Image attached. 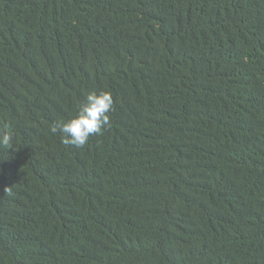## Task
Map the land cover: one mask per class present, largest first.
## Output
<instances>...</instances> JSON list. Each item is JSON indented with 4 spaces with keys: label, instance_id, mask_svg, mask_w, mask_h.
I'll return each instance as SVG.
<instances>
[{
    "label": "trees",
    "instance_id": "1",
    "mask_svg": "<svg viewBox=\"0 0 264 264\" xmlns=\"http://www.w3.org/2000/svg\"><path fill=\"white\" fill-rule=\"evenodd\" d=\"M4 131L0 264H264V0H0Z\"/></svg>",
    "mask_w": 264,
    "mask_h": 264
},
{
    "label": "clouds",
    "instance_id": "2",
    "mask_svg": "<svg viewBox=\"0 0 264 264\" xmlns=\"http://www.w3.org/2000/svg\"><path fill=\"white\" fill-rule=\"evenodd\" d=\"M174 1L169 0L170 6ZM85 101L73 118L61 121L51 128L53 133L59 131L63 134V143L66 145L82 148L89 142L90 137L100 135L112 126L110 113L114 99L109 91H91L86 95ZM13 139L11 132H0V146L10 147Z\"/></svg>",
    "mask_w": 264,
    "mask_h": 264
}]
</instances>
